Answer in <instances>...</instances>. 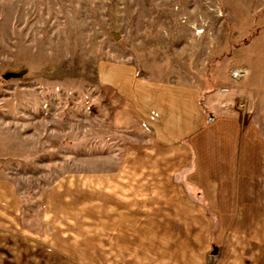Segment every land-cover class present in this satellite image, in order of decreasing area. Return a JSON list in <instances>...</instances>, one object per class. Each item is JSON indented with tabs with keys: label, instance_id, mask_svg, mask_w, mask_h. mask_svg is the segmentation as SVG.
<instances>
[{
	"label": "rangeland",
	"instance_id": "rangeland-1",
	"mask_svg": "<svg viewBox=\"0 0 264 264\" xmlns=\"http://www.w3.org/2000/svg\"><path fill=\"white\" fill-rule=\"evenodd\" d=\"M0 264H264V0H0Z\"/></svg>",
	"mask_w": 264,
	"mask_h": 264
},
{
	"label": "crops",
	"instance_id": "crops-1",
	"mask_svg": "<svg viewBox=\"0 0 264 264\" xmlns=\"http://www.w3.org/2000/svg\"><path fill=\"white\" fill-rule=\"evenodd\" d=\"M156 100H157L156 103L153 104L154 108H157V109H159V111L161 113L164 112L166 114L165 115L166 116V134L160 136L161 140L164 141V147L162 149L154 150L155 151L154 153H156V155L160 156V161L162 163L161 179H160V181L148 180L147 181L148 189L151 190V189H154L156 187H161L163 189L181 188L183 186L180 184L184 181L179 180L180 183L178 182L179 184H177L172 180L171 176H173V173H176V172L180 173L181 171L185 170L191 164L192 154L190 153L189 149L176 147V144H175L176 136L175 135H169V133L171 134V132L174 129H176L175 127H174V129H172V126H171L172 119H173L172 125H176V124L180 125L179 120L181 118H185L186 110H187V97H186L185 93L184 94L183 93L182 94L181 93L175 94L173 98L168 97V95L166 94V103L167 104L161 103L162 101H159V99H156ZM171 101L174 102V105L168 104ZM150 112H152L156 116L158 115V113L154 109L152 111H149V112H148V109L146 111H145V109H142L139 114L144 119L150 120L151 119L149 117ZM203 124H204V122H202L200 124V127ZM180 129H181V127H179V130ZM166 143H168V145H166ZM195 153L196 154L193 155L194 161L192 160L193 165H194V170L189 175L190 182L195 183L196 186H198L200 188L216 187L215 184L214 185L210 184L212 179H213L212 177L204 176L202 174H210V173L213 174V172L216 173L218 171V162H219L218 156L217 155L213 156L212 154H208V153H207V155H202L201 152H199V150L195 151ZM213 157L215 158L214 161H213ZM234 157H236L237 159L240 158V156H238V155L234 156ZM247 160H248L247 156L245 154H242L241 159H240L241 164H239V167H240L239 171L241 172L243 178L244 177L250 178L251 173H252V165L248 164V163H251V161H249L247 163ZM166 174L169 177V179L167 181L169 183H167V184H166ZM171 181H172V184H171ZM206 183L208 185H206ZM247 185H249V184H247ZM247 185H246V181H243V184L240 187H246ZM174 197H176V196H174ZM178 197H179L178 202L176 199H174L173 204L183 205L182 209L185 210L186 209V197L181 196V193H179ZM162 199H163V201L161 203L166 205V194L163 196ZM169 203H170V201H169ZM181 212H182V210L180 211V213ZM194 235H196V233Z\"/></svg>",
	"mask_w": 264,
	"mask_h": 264
}]
</instances>
